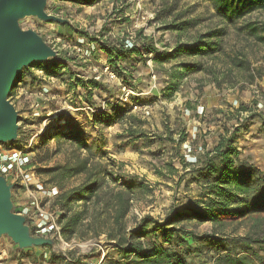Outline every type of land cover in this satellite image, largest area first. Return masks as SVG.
Listing matches in <instances>:
<instances>
[{
    "label": "rangeland",
    "instance_id": "1",
    "mask_svg": "<svg viewBox=\"0 0 264 264\" xmlns=\"http://www.w3.org/2000/svg\"><path fill=\"white\" fill-rule=\"evenodd\" d=\"M119 2L102 0L84 7L66 0H48L46 12L68 20L69 25L45 24L34 17L20 22L23 30L41 35L57 51L54 60L66 68L57 76L31 67L22 73L10 97L20 117L18 142L0 144V153L20 154L25 173V183L9 181L14 212L26 218L33 236L48 232L55 246L38 252L39 262L35 263L32 257L20 255L18 247L5 236L0 238V264H49L51 252L75 258L80 264H103L118 258L114 243L105 235L71 242L63 238L58 223L61 211L54 207L59 189L42 171L70 165L76 152L66 141L45 143L43 138L52 129H81L88 143L93 144V164L118 176L117 185L133 176L148 185L151 193L137 197L133 203L126 221L128 229L145 216L161 222L174 209L184 210L200 201L201 189L189 182L191 165L204 159L225 130L247 124L248 131H242L237 143L241 160L264 173V43L244 29L249 23L264 28V12H255L226 27L212 6L200 0ZM114 9L123 12L119 19L111 16ZM125 19L128 21L123 22ZM171 24H183L184 31L167 30ZM221 28L226 35L220 40L222 51L215 56L182 55L164 64L155 63L152 56L146 62L132 58L117 67L121 73L131 71L130 76H119L96 42L102 44L127 35L135 39L136 32L142 30L160 52H171L178 43H190ZM259 35L264 33L260 31ZM180 62L200 63L203 71L185 77L169 100L164 97L169 73ZM108 66L110 70L106 71ZM74 79L95 80L105 89L92 90L90 95ZM123 87L129 92L127 101ZM251 115L253 119H249ZM129 129L146 137L127 145ZM183 161L188 167L182 166ZM167 165L177 172L171 174ZM82 179H68L64 185L74 187ZM29 192L36 199L29 198ZM252 225V221L230 225L224 238L244 236L252 232ZM186 228L200 234L213 232L210 224H188ZM207 260L214 264L212 259ZM189 264L200 263L190 259Z\"/></svg>",
    "mask_w": 264,
    "mask_h": 264
},
{
    "label": "trees",
    "instance_id": "2",
    "mask_svg": "<svg viewBox=\"0 0 264 264\" xmlns=\"http://www.w3.org/2000/svg\"><path fill=\"white\" fill-rule=\"evenodd\" d=\"M66 1L92 7L102 0ZM200 1L209 3L215 16L226 27L236 25L255 12H264V0ZM122 13L114 9L111 16L119 19ZM127 21L125 19L123 22ZM244 29L257 41L264 43V35H259L260 31L264 33V28L259 29L255 24L249 23ZM167 30L183 32L184 28L183 24H171L167 26ZM225 35V29L211 30L190 43H178L171 52H160L152 38L143 36L142 30L136 32L131 48L126 44L128 35L102 44L96 42L107 56L108 65L118 71L120 63L129 62L132 58L146 62L152 56L155 63L164 64L182 55L202 58L215 56L222 51L220 40ZM31 68L44 71L48 76H57L66 66L51 59L45 63H35ZM25 71L26 69L23 74ZM201 71L203 66L200 63H178L174 71L169 73L170 81L164 97L172 99L185 77ZM117 74L130 76L131 71H118ZM74 80L90 95L92 90L105 89L95 80ZM250 80H254V77L251 76ZM17 82H20V78ZM124 82L127 83L125 79ZM253 118L252 115L249 117ZM261 121V131L264 134V117ZM242 131H248L246 123L232 131L225 130L226 134L220 135L218 142L204 155V159L196 166L191 165L189 182L201 189L200 201L184 210L174 209L161 222L145 216L135 227L128 229L126 221L133 203L137 197L151 193L148 185L135 176L117 185L120 181L118 176L115 177L102 165L93 164V144L88 143L78 127L70 126L66 132L61 128L50 130L43 138L45 143L53 140L57 143L66 141L77 153L70 165L42 171L59 189L54 207L61 211L58 223L61 225L63 238L71 242L105 235L109 242L114 243L118 258L107 259L103 264H189L190 259L200 264H208L207 259H212L214 264H264V173L241 160L237 143L242 137ZM128 135L130 140L127 145L146 137L130 129ZM78 153L84 156H78ZM182 166L186 168L188 164L183 161ZM167 167L171 174L177 172L171 165ZM75 177H83L81 183L66 188L64 182ZM245 221L253 222L252 232L244 236L224 238L230 225ZM188 224L193 227L210 224L213 232L200 234L195 230H188ZM47 249L50 248H32L18 252L22 256L32 257L38 263L41 254L38 252L43 253ZM48 263L80 264L75 258H66L53 252L50 253Z\"/></svg>",
    "mask_w": 264,
    "mask_h": 264
},
{
    "label": "water",
    "instance_id": "3",
    "mask_svg": "<svg viewBox=\"0 0 264 264\" xmlns=\"http://www.w3.org/2000/svg\"><path fill=\"white\" fill-rule=\"evenodd\" d=\"M47 5L48 0H0V144L18 139L20 117L10 95L23 70L58 57L41 35L23 30L20 22L34 17L45 24H70L48 14ZM12 189L0 174V238L8 237L19 250L54 247V240L33 236L26 218L14 212Z\"/></svg>",
    "mask_w": 264,
    "mask_h": 264
},
{
    "label": "built area",
    "instance_id": "4",
    "mask_svg": "<svg viewBox=\"0 0 264 264\" xmlns=\"http://www.w3.org/2000/svg\"><path fill=\"white\" fill-rule=\"evenodd\" d=\"M144 21L145 18H142ZM136 28H143L142 26L140 27L139 25H136ZM134 42V37L131 35L128 37V40L126 41V44L131 48L133 46ZM157 47V46H156ZM106 71L110 70V67L105 68ZM111 75L113 76V73L110 72ZM123 96L125 97V101H127L129 92L127 91L126 87H123ZM0 174L4 176L9 184V181H14V182H19L21 184L25 183V173L23 169V165L20 159V154H1L0 153ZM29 198L36 199V197L33 195V193L29 192ZM56 232L59 235L60 231L59 228H56ZM40 237L44 238H49L48 232H43Z\"/></svg>",
    "mask_w": 264,
    "mask_h": 264
}]
</instances>
